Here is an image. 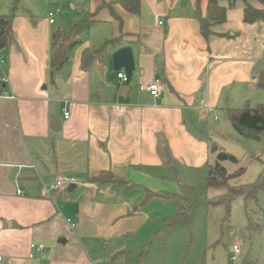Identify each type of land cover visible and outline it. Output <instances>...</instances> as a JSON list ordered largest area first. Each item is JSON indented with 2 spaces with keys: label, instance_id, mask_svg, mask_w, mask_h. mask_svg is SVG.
I'll use <instances>...</instances> for the list:
<instances>
[{
  "label": "crops",
  "instance_id": "crops-1",
  "mask_svg": "<svg viewBox=\"0 0 264 264\" xmlns=\"http://www.w3.org/2000/svg\"><path fill=\"white\" fill-rule=\"evenodd\" d=\"M52 1L56 19L14 14L13 41L3 50L0 264H131L129 236L154 222L146 203L166 198L133 199L129 191L178 194L144 183L173 177L180 186L177 167L201 179L216 159L210 135L223 136L214 125L218 114L264 99L256 90L264 71V15L243 19L245 4L264 11V1L218 0L226 19L208 39L199 22L208 0H140L138 14L117 0ZM85 14L90 19L71 32L68 57L52 72L53 32L69 31ZM122 47L134 58L124 97L117 74L125 71L112 62ZM84 50L95 54L87 68ZM153 80L162 85L158 97L142 89ZM235 135L227 140L240 144ZM257 141L264 144V137ZM258 156L264 162V152ZM253 162L242 174L251 173L252 181L262 168ZM101 172L131 185L90 181ZM242 178L234 183H246L236 182ZM56 180L64 185L48 192ZM31 243L45 250L29 257Z\"/></svg>",
  "mask_w": 264,
  "mask_h": 264
},
{
  "label": "rangeland",
  "instance_id": "rangeland-1",
  "mask_svg": "<svg viewBox=\"0 0 264 264\" xmlns=\"http://www.w3.org/2000/svg\"><path fill=\"white\" fill-rule=\"evenodd\" d=\"M55 9V3L52 0H17L16 6L13 0H0V14L29 13L56 19ZM49 12L52 13L51 16ZM256 90L264 95L263 89L258 87ZM263 101L261 96L248 102L254 106ZM217 117L218 120L214 125L222 132V137L232 139L236 136L228 118L220 113ZM239 138L240 145L247 151L246 155L237 163L222 161L225 168L229 172L239 167L246 169L252 161L263 165L258 159L250 157L252 154V157L257 156L260 159L258 154L264 152L263 142L240 136ZM175 169L178 171L180 183L193 185L196 194L200 196L193 199L189 207L187 201L191 199V194L184 196L179 182H176L173 177L170 181L147 180L148 182H144L152 187L176 192L178 195L173 194L166 199L154 198L146 201L144 210L154 222L129 236L130 244H132L130 249L133 251V254L128 256L130 263L264 264V192H260L256 200L246 201L243 196L234 197L230 203L229 213H226L222 204L208 205L205 198L223 197L228 194L227 188L202 187V179H196L195 176L191 178V175H185L178 167ZM250 174L241 175L242 180L236 182H251L252 180L248 179ZM237 178L229 180V185H237L234 183ZM129 195L133 199L146 198V193L139 188L130 190ZM174 202L182 203L190 208L189 218L167 225L164 219L174 216L177 212ZM234 244L239 247V253L232 260Z\"/></svg>",
  "mask_w": 264,
  "mask_h": 264
},
{
  "label": "trees",
  "instance_id": "trees-1",
  "mask_svg": "<svg viewBox=\"0 0 264 264\" xmlns=\"http://www.w3.org/2000/svg\"><path fill=\"white\" fill-rule=\"evenodd\" d=\"M264 1V0H263ZM17 0H13L14 6H16ZM126 11L138 14L140 11V0H117ZM108 5L102 1L100 6ZM264 15L263 10H257L250 5L244 6V21L253 22L261 19ZM91 15L85 14L84 17L74 24L67 32H60L56 30L52 34L51 54H50V69L52 72H56L60 69L62 64L68 57L69 51L73 42L71 41V32L74 29L85 24ZM14 13L0 14V48H7L13 41L12 21ZM226 19V7L221 5L218 0H208V9L205 17L199 19L200 33L205 39H208L210 35L214 34L212 26L224 22ZM95 57L94 52L84 50L82 52L81 67L87 68ZM0 82V86H1ZM257 86L264 90V71H261L257 75ZM227 118L234 130V132L243 138L260 140L264 137V101L251 106L248 101L242 107L228 108L226 110ZM210 141V151L216 153V159L213 164H206L201 172L202 187H225L228 189V194L223 197L205 198V202L208 205L222 204L225 207L226 213H229L231 200L236 196H243L247 200H256L260 192H264V162L261 170L258 172L255 179L248 183L237 184L234 186L229 185V180L241 176L245 167H239L232 172H229L222 161H231L237 163L239 160L227 154L212 140ZM250 157L260 160L257 156ZM90 181L96 183L110 182L113 184H130L127 180L119 178L110 172H101L98 176L90 178ZM181 192L185 194H191V199L188 202L190 207L191 201L197 199L200 194H196V189L190 184H181ZM170 193L153 192L146 189V199L152 196H159L162 198L170 197ZM178 195V194H174ZM186 199V198H185ZM187 200V199H186ZM177 212L174 216H168L164 219L167 225L176 223L178 221H185L189 218L190 208L184 206L179 202H174Z\"/></svg>",
  "mask_w": 264,
  "mask_h": 264
},
{
  "label": "water",
  "instance_id": "water-1",
  "mask_svg": "<svg viewBox=\"0 0 264 264\" xmlns=\"http://www.w3.org/2000/svg\"><path fill=\"white\" fill-rule=\"evenodd\" d=\"M112 62H113V67L115 70H119L123 68L125 71L126 79L124 81V84L120 87V90L118 93L119 96L124 97L129 88L128 83L130 81L131 74L134 71V58H133L131 48L122 47L116 50L112 54ZM50 75L52 76V73H50ZM58 127H60L58 124V121L55 118H53L51 128L53 130H58L59 129ZM210 139L214 143H216L220 148H222L224 152H226L227 154H230L237 160H241L246 153V150L240 144L236 142L224 139L216 135H210ZM64 241H65L64 239L59 240V242H64Z\"/></svg>",
  "mask_w": 264,
  "mask_h": 264
},
{
  "label": "built area",
  "instance_id": "built-area-1",
  "mask_svg": "<svg viewBox=\"0 0 264 264\" xmlns=\"http://www.w3.org/2000/svg\"><path fill=\"white\" fill-rule=\"evenodd\" d=\"M49 15L51 16L52 13L50 12ZM50 22H52V20L50 19ZM4 48H0V82L2 84L6 83V74H5V66H6V57L5 54L3 52ZM118 78H121L123 81H125L126 77L125 74L122 72H119L117 74ZM142 89H144L145 91H147L150 95H152L153 97H158L160 95V92L162 90V85L160 84V82L158 80H153L147 84H144L142 86ZM64 116L65 118H67L69 116V112H64ZM74 181V178H70L69 180ZM64 185V181L63 180H56L53 184H51L48 187V192H52L54 190L59 189L60 187H62ZM19 193V191H18ZM30 253H29V257H33L34 254L36 253H42L45 250V245L44 244H40V243H31L30 244ZM233 250V255L231 256V259L234 260L235 259V255H237L239 253V247L234 244L232 247Z\"/></svg>",
  "mask_w": 264,
  "mask_h": 264
}]
</instances>
